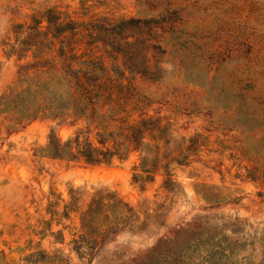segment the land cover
<instances>
[{
    "label": "rangeland",
    "instance_id": "1",
    "mask_svg": "<svg viewBox=\"0 0 264 264\" xmlns=\"http://www.w3.org/2000/svg\"><path fill=\"white\" fill-rule=\"evenodd\" d=\"M60 45L104 77L97 110L57 125L26 82L59 66ZM51 130L82 131L112 156L52 158ZM97 190L134 215L80 257ZM222 215L264 232V0H0V264H124L171 228ZM253 248L234 259L264 264Z\"/></svg>",
    "mask_w": 264,
    "mask_h": 264
},
{
    "label": "trees",
    "instance_id": "2",
    "mask_svg": "<svg viewBox=\"0 0 264 264\" xmlns=\"http://www.w3.org/2000/svg\"><path fill=\"white\" fill-rule=\"evenodd\" d=\"M36 30H39L38 27ZM66 51V46L60 45L57 60L59 66L54 62V68L47 73L45 80L26 82L27 88L32 89L33 100L43 102L42 117L55 120L57 125L66 122L68 118L71 122L80 118L87 119V113L97 110L102 96L100 91L91 88L92 82L96 84L102 81L104 75L100 73L101 70L94 71L93 63L90 61L91 65L87 59L79 60L71 48ZM51 83H56L53 93ZM52 94L57 96V107L53 105ZM81 133L76 131L62 141L55 130H51L47 136V155L66 161L82 160L88 164L107 162L112 156L109 150L102 151L94 147L88 137H83ZM82 138L87 148L74 152ZM98 142L104 144V141ZM133 215V207L117 199L114 194L94 191L88 206L80 215L82 234L73 240L77 255L82 257L84 251L88 254L95 251L103 238L125 228ZM251 226L245 218L228 215L217 217L214 223L208 216L195 217L171 228L152 246L124 264H231L232 260L233 264H238L234 259L237 254L248 248L253 251L255 245L259 246L261 257L264 258V232L258 235L246 230V227Z\"/></svg>",
    "mask_w": 264,
    "mask_h": 264
}]
</instances>
